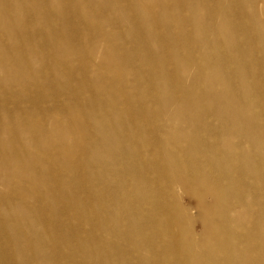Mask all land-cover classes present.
Returning a JSON list of instances; mask_svg holds the SVG:
<instances>
[{
	"label": "bare ground",
	"instance_id": "bare-ground-1",
	"mask_svg": "<svg viewBox=\"0 0 264 264\" xmlns=\"http://www.w3.org/2000/svg\"><path fill=\"white\" fill-rule=\"evenodd\" d=\"M260 5L264 0H0V102L15 112L8 118L0 105V178L8 180L0 191L7 217L0 252L18 264H119L125 239L134 252L156 255L158 262L145 255L139 264H264ZM117 26L128 29L120 34ZM7 128L22 129L29 144L5 139ZM150 137L161 157L152 161L143 156ZM83 178L95 202L74 193ZM211 182L219 184L217 201L194 218L189 209L173 210L172 196L160 201ZM39 199L65 204L75 216L90 210L96 225L67 236L75 247L64 245L66 237L52 239L38 208H29ZM178 217L200 220L203 246L160 243L180 236L168 230ZM125 225L127 232L119 229ZM54 241L69 261L45 249Z\"/></svg>",
	"mask_w": 264,
	"mask_h": 264
},
{
	"label": "rangeland",
	"instance_id": "rangeland-1",
	"mask_svg": "<svg viewBox=\"0 0 264 264\" xmlns=\"http://www.w3.org/2000/svg\"><path fill=\"white\" fill-rule=\"evenodd\" d=\"M261 5H263V3H261ZM260 8L262 10H264V7ZM118 28H114L115 30L119 31L120 34H123L127 31V27H120L117 26ZM128 47H130V44H127ZM131 47H134V45H131ZM98 61V59L96 60ZM35 68L38 69V66H34ZM3 77L2 73H0V78ZM29 90L28 95L29 96H35L37 94V88L35 86H28L27 87ZM47 89V88H45ZM17 104H20L21 101L17 100L15 101ZM0 105L2 108L1 111L2 112H6L8 113L7 117L10 118L9 116H13L15 114L14 109L12 108V104H8L6 107L3 105L2 102H0ZM24 106V104H23ZM48 107L52 108L53 106V101H48L47 104ZM60 106H62V104H60ZM136 118V116H134ZM9 130H11V128H7L5 129L3 132V136L5 139L8 138H13L14 140H16L17 142L21 143V144H29V137L27 135L26 132H24L22 129L19 128H14L12 131L13 133H10ZM164 138L165 135L160 133ZM212 135L210 141L211 143L214 142V140L217 138V135L210 133ZM150 135L152 136V134L150 133ZM68 140L71 139L69 134H66L65 136ZM157 138L159 137V134H157L156 136ZM88 139H90V136L88 137ZM155 141V142H154ZM153 146L156 144V140L154 139H149V147L147 149H145V154H149L144 156L145 160L150 161L151 159H158L161 158L160 156L156 157L154 149L151 145V143H153ZM8 146V145H7ZM143 151V150H142ZM89 151H87L86 149L84 150L83 154L85 156L89 155ZM152 161V160H151ZM150 172V171H149ZM177 179L179 180L180 184L186 185L185 183V179H182L181 177H177ZM146 181L148 183V185H150L153 181L152 176H148L146 178ZM165 182V181H164ZM163 182V183H164ZM214 182V181H213ZM209 183L207 185H201L203 188H201L200 186L196 187V191H192V192H188L185 195L182 196H176L175 193L172 194H161L160 196V201L163 202L165 200H170L171 196L174 198V201L172 200V207L173 210H177V207H181L183 210L184 209H189V215L194 218L197 215V212L199 211L198 209L201 207L203 210H209L211 208V206L213 205V201L216 200L217 201V194H216V190L219 186V184L217 185V183ZM7 183L8 180L7 178H0V191L4 190L7 187ZM82 183H84V178L80 181V184H73V190L74 193H77L79 190V197L80 199L82 198V193L85 196L84 200L86 202H95L94 199H90L88 198V187L86 185H83ZM244 184H248L249 180L244 179V182H242ZM178 184V183H177ZM193 184H195L192 180L188 179L187 181V186H194ZM57 188V187H56ZM55 189V186L53 187L52 191ZM114 188L111 187L110 189H107V193L111 194L113 193ZM51 191H49V194L51 195ZM78 194V193H77ZM241 197L240 199L245 201L246 204H248L251 199L247 198V200H245L244 195L245 194H240ZM259 195V194H257ZM261 196V195H259ZM78 200V196L75 197L74 199L71 200V202H76ZM168 202V201H167ZM67 205L63 204L57 208L54 207V205L51 202H47L45 200H36L33 204L29 205V208H38L39 210V216L41 219L44 220V226L46 231L51 235L52 239H55L59 236H64L66 237L65 242H63L64 245L68 244L72 247H75V243L70 242L71 238V234H79V233H88L90 234L91 231L89 229L95 227L96 225V220H92V217L89 216L88 214L91 213L90 210H86L83 213L79 214L78 216L73 215V213L70 212V209H68L66 207ZM255 208H261V204H257L255 206ZM28 208H21L20 209V215L23 216H31L30 212L28 211ZM234 211H240L239 208H233ZM162 212V211H160ZM200 212V211H199ZM50 215H57L53 218H49ZM121 217H127V215H125V212H122V216ZM6 216L0 211V227H4L5 228V220H6ZM13 225V224H12ZM72 227V228H70ZM188 228V229H186ZM121 231H128V226L125 225L122 228H119ZM168 230L177 232L178 235L180 233V236H171L172 234H169L168 238L166 241H161L160 243L165 245L168 241L169 245L171 246V248H177L178 247H185V246H192V249L197 250L195 247H201L204 245V243L206 242V239L204 238V236H201V222L198 218L196 219H179V217L176 219V221L172 224L171 222H168ZM25 234L24 230H19L18 231V235L19 236H23ZM69 238H68V237ZM3 238L8 239V233L5 232L3 234ZM126 240L123 239V242L120 244L119 250L115 255V258L119 260V264L120 260H123L125 262H127V264H139V260L138 258L140 256L144 257L145 255H149L152 257V259H154V257L156 255H154L152 253V249L149 250V252L147 253H142V254H138L137 252L133 251V248H131L129 246L128 243L125 242ZM186 241V242H185ZM30 242V241H29ZM57 246H59V243H57L56 241H54V243L51 246H47L45 249L47 250H52L56 252V255L59 257L58 259H61L63 261H69L70 259V255L68 253L63 252L62 255L59 254V251L57 249ZM63 251L68 252V248H63ZM31 260V259H30ZM155 260V259H154ZM20 264H22L23 260H19ZM38 263L39 259L36 260ZM156 261V260H155ZM158 262V261H156ZM45 264H52L51 261H44ZM0 264H18L15 260L11 259V257L8 256L7 253H2L0 252ZM28 264V262L26 263ZM66 264H80L78 263H74L72 261L67 262Z\"/></svg>",
	"mask_w": 264,
	"mask_h": 264
}]
</instances>
